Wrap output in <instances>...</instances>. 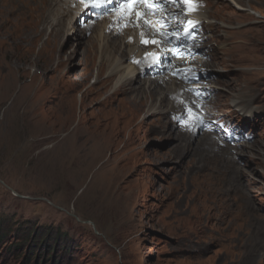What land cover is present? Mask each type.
<instances>
[{"label": "rangeland", "instance_id": "obj_1", "mask_svg": "<svg viewBox=\"0 0 264 264\" xmlns=\"http://www.w3.org/2000/svg\"><path fill=\"white\" fill-rule=\"evenodd\" d=\"M208 1V39L188 55L208 62V110L255 134L234 150L179 129L181 97L157 108L170 71H141L132 86L96 80L128 55L120 35L116 49L103 42L109 12L69 27L73 13L56 25L58 10L45 14L43 0H0V264H264V0ZM152 77L164 82L141 113L133 99ZM64 96L77 116L54 129H73L81 111L103 134L90 152L69 142L58 165L53 145L35 143L52 130L40 129L35 109L54 112Z\"/></svg>", "mask_w": 264, "mask_h": 264}, {"label": "bare ground", "instance_id": "obj_2", "mask_svg": "<svg viewBox=\"0 0 264 264\" xmlns=\"http://www.w3.org/2000/svg\"><path fill=\"white\" fill-rule=\"evenodd\" d=\"M230 1L233 2L237 0H230ZM246 1L250 3L252 0H246ZM43 2H44L45 14L47 13L48 15H50L54 7H56L55 9L58 10L57 12L59 14L57 13L56 18L53 19L54 21H57L56 25L60 22L62 24V22L65 20L63 17L64 15L61 14L62 11H65L64 13L71 11V13H73V16L71 18V23L68 25L69 27H71V25L73 24L72 22H74L75 17H76V21H78L80 17L86 16V14H88L90 10H94L97 13L109 12L107 13L105 17L106 19L103 20V23L101 25L102 32H104V37L106 38V39L104 38L103 42L107 43V45L114 44L113 46L115 49L116 46L118 47V45L120 44L121 46L125 45L124 48H128V55L125 61L128 62L125 63L123 58L122 59L118 58L117 60H115L110 66L111 70L109 74H111V76L108 75V77H103L105 66L102 65L99 71L97 72L96 80L100 82L103 87L106 88L110 85V83L113 80L112 77L113 75L118 76L117 84L121 83V85L132 86L131 83L136 80L137 73L141 71H145V70L148 71V69H151L154 72H158V70L165 71L164 73L170 71L169 77L166 76L167 78H165L162 75L166 81V83H164L166 89L164 95L162 96L161 102L157 106V108L160 105H163L162 103L167 95L170 96L176 95L178 97L183 98L184 100L191 98L190 101H194L195 97H193V95L189 96L188 94V91L192 92L190 89L192 85H197L198 87H201L200 89H198L199 91L206 89L205 86L203 87L199 83L192 82V84H189L186 83L183 79L184 76L186 77L190 74V72L183 69L184 62L188 65H191L192 67H196L193 68L192 72H194L195 70L200 71L203 68V66H206L208 63L205 61H201L200 62L201 66H199V64L198 65L196 64V62L198 61L195 60L196 62L194 61V63H192L191 59H187L189 57L188 54H190L194 46L197 45L195 39L188 41L186 43L173 44L172 39L168 38V35L170 34L169 25L177 17V13L180 7L179 3L176 5L171 3L164 4L163 7L165 10L163 12H156L154 14L149 13L148 15H146L145 18L155 24V31H154V29L146 25L143 22V20L139 21V25L137 26V19L135 16L131 18L124 16V18H121V13L124 10L119 9V5L121 4L122 0H115V1L111 0L110 3H105L102 7L99 8H95L91 6L86 8L84 4L79 0H43ZM245 8L247 10V7ZM136 10L146 13L149 12V10L144 5H137ZM197 10L199 11L197 12V14L201 19H203L204 21L210 19V17L208 16V12L205 11L206 9L199 7ZM250 10L251 13H255L256 15H260V16L263 15V13L258 9L250 8ZM81 23L83 22L81 21ZM161 25H166V26L161 27ZM141 32L144 33L143 37H141L140 35ZM117 35L121 36L120 39L121 42L119 41L120 44L116 43V40L113 39ZM142 39H147V40L155 39L161 41V43L144 44L141 42ZM178 52L182 53L181 57H178L177 55ZM150 53L154 55H149ZM183 56H186V58H182ZM137 61H139V63H137ZM166 70L168 71L166 72ZM173 72L176 73L177 76L175 75L173 77H170L171 76L170 74H172ZM90 74L91 72L89 69L86 72V77H89ZM161 81L164 82L163 80H160V77L159 78L152 77L150 80L144 81V84L145 82L149 83V88H146V94L143 95L141 99H137V100L133 99L135 106L141 113L142 111H145L146 106L148 107L149 105L151 106L152 104H154L155 92L152 89V87H154V84L155 86H157L158 83H160ZM51 93L52 95L58 94V89L56 90V92H51ZM150 101H152V103H150ZM75 103L76 101L74 100V97L64 96L62 97L61 104L58 106L56 110H54V112L45 110L44 107L42 106V103L37 104V107L35 109L36 122H38L39 125H41L40 129L42 130V128L44 127L52 128V130H50V134L48 133L44 137H42L43 135L39 134L38 139L35 140V143L37 144L48 143V145H53V151H54L53 154L55 155V159H56L55 162L58 165L64 163L65 149L67 148L69 142H75V143L80 142V145L82 146L87 145L89 146L88 151L90 152V147L94 148L96 145H99V140L101 139L103 134L100 131V128H95L91 124L85 125V120H84L85 116L81 115L82 113L81 111L79 115V120L77 121L76 126H74L73 129L70 130L67 129L68 130L67 132H65L67 126L60 131L54 129V124H56L59 120L65 118L66 124H69L70 121H73L76 118L77 115H76ZM176 105L177 103L175 104V106ZM45 121H51V122H45ZM74 150L76 151V149ZM82 150L86 151L85 149ZM72 153L74 152H71V154ZM88 156L87 155L85 156L87 160L89 159L93 160L98 158L94 154L93 155L90 154L89 158ZM223 213L224 215H226L224 216L226 218L228 216V208H223ZM206 214L208 219L215 218V212L213 211V209H209V211Z\"/></svg>", "mask_w": 264, "mask_h": 264}, {"label": "snow or ice", "instance_id": "obj_3", "mask_svg": "<svg viewBox=\"0 0 264 264\" xmlns=\"http://www.w3.org/2000/svg\"><path fill=\"white\" fill-rule=\"evenodd\" d=\"M81 2L84 4V6L87 8L89 6L99 8L102 7L105 3H110L111 0H81ZM171 3V4H186L188 6V11L192 12L195 11V5L192 3V0H122L121 4L119 5V9H123L124 11L121 13V18H124V16H127L129 18L135 16L137 19V26L139 25V21L143 20V22L148 25L149 27H152L155 31V24L149 20H147L145 17L149 13L154 14L156 12H163L165 9L163 7L164 4ZM137 5H144L149 12H141L137 11L136 7ZM126 26V25H125ZM166 25H161V27H164ZM195 27V23L191 20L187 22V26L184 28V32L186 34H191V29ZM141 37L144 36V33H140ZM144 44H159L161 41L159 40H147L142 39L141 41ZM149 55H154L150 53ZM158 59V57H157ZM139 63V61H137ZM189 112H191V109H189ZM197 120H200L199 117H194Z\"/></svg>", "mask_w": 264, "mask_h": 264}]
</instances>
